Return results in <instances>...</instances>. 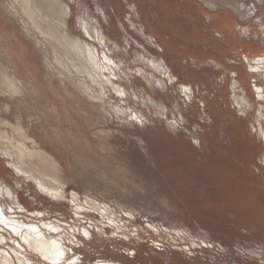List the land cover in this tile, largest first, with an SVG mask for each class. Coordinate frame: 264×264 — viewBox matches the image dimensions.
I'll list each match as a JSON object with an SVG mask.
<instances>
[{
  "label": "rangeland",
  "instance_id": "rangeland-1",
  "mask_svg": "<svg viewBox=\"0 0 264 264\" xmlns=\"http://www.w3.org/2000/svg\"><path fill=\"white\" fill-rule=\"evenodd\" d=\"M57 1L0 0L1 252L264 264V0Z\"/></svg>",
  "mask_w": 264,
  "mask_h": 264
},
{
  "label": "bare ground",
  "instance_id": "bare-ground-1",
  "mask_svg": "<svg viewBox=\"0 0 264 264\" xmlns=\"http://www.w3.org/2000/svg\"><path fill=\"white\" fill-rule=\"evenodd\" d=\"M56 4H58L59 5V3H58V1L56 0H53ZM61 2V1H60ZM64 6V5H63ZM67 8V7H66ZM70 9V8H69ZM67 11V10H66ZM69 13V12H68ZM43 14V13H42ZM41 14V15H42ZM66 16V15H65ZM45 17V16H44ZM43 17V18H44ZM67 23V22H66ZM66 27V26H65ZM87 27H88V25H87ZM37 30H39V28L37 29ZM86 30V29H85ZM41 31V30H40ZM65 31H66V29H65ZM65 31H64V33H65ZM48 34V33H47ZM46 34V35H47ZM89 35V34H88ZM62 37H63V35H62ZM68 38H69V36H67ZM66 39V38H65ZM56 40V39H55ZM58 40H59V38H58ZM75 40V39H74ZM55 42V41H54ZM59 42H61V40H59L58 41V43ZM63 42V41H62ZM80 43V42H79ZM78 43V44H79ZM60 44V43H59ZM64 44V43H63ZM62 44V45H63ZM67 44V43H66ZM77 44V43H76ZM81 44V43H80ZM65 45V44H64ZM68 46V45H67ZM71 46V45H70ZM66 47V46H65ZM80 48L81 47H83V46H79ZM77 49V50H82V49ZM87 51V50H86ZM79 52V51H78ZM68 53V52H67ZM77 53V52H76ZM79 54V53H78ZM80 55V54H79ZM79 55H77V56H79ZM94 55H95V53H94ZM94 55L92 56V58L94 57ZM68 56V55H67ZM82 57V56H81ZM69 58V57H68ZM72 58V57H71ZM73 59V58H72ZM95 59V58H94ZM63 62V61H62ZM93 62H95L96 63V61H92V63ZM73 65V64H72ZM79 65V64H78ZM83 65V64H82ZM91 66V65H90ZM79 67V66H78ZM82 72V71H81ZM87 72V71H86ZM86 72H84V73H86ZM88 73V72H87ZM81 74V73H80ZM90 74V73H89ZM91 75V74H90ZM102 75V74H101ZM8 79V78H7ZM109 79V78H108ZM4 82V81H3ZM14 82V81H13ZM9 84H10V82H9ZM110 84V83H109ZM15 85V84H14ZM82 86V85H81ZM10 87V86H9ZM15 87V86H14ZM16 88H18V87H16ZM88 88V87H87ZM114 89V88H113ZM19 90V89H18ZM89 90V89H88ZM102 90V89H101ZM12 91H15V89L14 90H12ZM16 91H17V89H16ZM90 91V90H89ZM16 93H18V92H16ZM5 134V133H4ZM19 134V133H18ZM20 136V135H19ZM27 136V135H26ZM9 137V136H8ZM23 137V136H22ZM22 137H20V140L22 141L23 139H24V137H23V139H21ZM14 138V137H13ZM17 138H18V136H17ZM9 139V138H8ZM31 139V138H30ZM32 140V139H31ZM17 141V140H16ZM25 141V140H24ZM12 142H14L13 140H12ZM19 142V141H18ZM27 142V141H26ZM31 142V141H30ZM11 145V144H10ZM5 146V145H4ZM32 146V145H31ZM24 147V146H23ZM22 147V148H23ZM26 147H27V145H26ZM2 148V147H1ZM12 148V147H11ZM15 148V147H14ZM5 149V148H4ZM7 149H8V147H7ZM16 149V148H15ZM27 149V148H26ZM31 149V148H30ZM34 149V148H33ZM14 150V149H13ZM28 150V149H27ZM17 152V151H16ZM16 152H14L15 154H16ZM22 152V151H21ZM41 152V151H40ZM40 152H37L36 150L34 151V150H32V151H29L28 152V154L30 155L29 156V158L28 159H30V157H39V158H41V161H43L44 160V158H42V157H44L43 156V154H41ZM18 153V152H17ZM43 153V152H42ZM14 154V155H15ZM46 154V153H45ZM16 157L18 156V154L17 155H15ZM46 156H49L48 154L46 155ZM14 157V156H13ZM15 157V158H16ZM26 157V156H25ZM17 158H19V157H17ZM21 158V157H20ZM19 158V159H20ZM22 159H23V157H22ZM27 158H25V160H26ZM28 159H27V161H28ZM34 159V158H33ZM38 159V158H37ZM51 159V158H50ZM49 160V159H48ZM52 160V159H51ZM15 162V161H14ZM20 162H23V161H20ZM40 162V161H39ZM45 162V161H44ZM43 162V163H44ZM56 162V161H55ZM12 163V162H11ZM57 163V162H56ZM9 164V163H8ZM17 164H18V162H17ZM16 164V165H17ZM24 164H25V162H24ZM23 164V165H24ZM28 164V163H27ZM26 164V165H27ZM45 164V163H44ZM48 164V163H47ZM41 165H42V163H41ZM40 165V166H41ZM50 165H53V166H55L53 163L51 164L50 163ZM21 166H22V164H21ZM29 166V165H28ZM44 166V165H43ZM42 166V167H43ZM24 167H26V166H24ZM49 167H51V166H49ZM28 168H30V167H28ZM32 168V167H31ZM30 168V169H31ZM39 168V167H38ZM46 168V167H45ZM24 169V168H23ZM27 169V168H26ZM44 169V168H43ZM49 169V168H48ZM47 169V170H48ZM52 169V168H51ZM57 169V168H56ZM25 170V169H24ZM46 170V169H45ZM58 170H60V169H58ZM31 171V170H30ZM40 171V170H39ZM27 172V171H26ZM32 172H33V170H32ZM36 172H38V171H35V173ZM41 172V171H40ZM53 172V171H52ZM54 172H56V171H54ZM39 173V172H38ZM42 173V172H41ZM46 172H44L43 173V175L45 174ZM57 173V172H56ZM28 174V173H27ZM33 174H34V172H33ZM60 174H61V172H60ZM59 175V174H58ZM36 176H39V174L38 175H36ZM45 176V175H44ZM51 176V175H50ZM49 176V177H50ZM47 177H48V175H47ZM55 177V176H54ZM57 177H59V176H57ZM44 178H42V180H43ZM49 179V178H48ZM54 179V178H53ZM45 180H47V179H45ZM45 180H44V182H45ZM60 180H62V179H60ZM47 183V182H46ZM62 183V182H61ZM60 183V184H61ZM3 185V184H2ZM47 185V184H46ZM56 186H57V184H55ZM59 187V186H58ZM2 188V187H1ZM7 189V188H6ZM49 190V189H48ZM47 192V191H46ZM48 193V192H47ZM60 194V193H59ZM64 194V193H63ZM2 195V194H1ZM75 196H76V194H75ZM77 198V197H76ZM52 199V198H51ZM56 199V198H55ZM58 199H60V198H58ZM78 199V198H77ZM59 201V200H58ZM10 209H11V207H10ZM7 210H8V208H7ZM11 210H13V209H11ZM22 211V210H21ZM4 215H3V213H2V210L0 209V217H3ZM9 216V215H8ZM5 218V217H4ZM9 218V217H8ZM6 219H7V217H6ZM11 221V220H10ZM12 222V221H11ZM23 222V221H22ZM10 223V222H9ZM19 223V222H18ZM26 224V223H25ZM30 225V224H29ZM34 225V224H33ZM20 226H21V224H20ZM20 226H18V227H20ZM7 227V226H6ZM26 227V226H25ZM30 227V226H29ZM48 227H50V226H48ZM48 227H46V228H48ZM8 228H9V226H8ZM15 230H16V232L17 233H19V232H21V231H19V228H14ZM42 229V228H41ZM40 229V230H41ZM54 229V228H53ZM126 229V228H125ZM27 230H29V232L28 233H25V231L24 232H22L23 234L25 233V236L23 237V239L25 240V242H27V244L30 246V248L31 249H33L34 251H36L37 253H39V254H41L44 258H50L51 256H55L56 254H58V248H57V246H58V243H56V242H54V240L52 241H50V240H47V238H44L42 235H40L39 233H38V231H37V229L36 228H34V227H31V228H29V229H27ZM54 231V230H53ZM13 232V231H12ZM27 232V231H26ZM13 233H15V232H13ZM44 233V232H43ZM47 233V232H46ZM18 235V234H17ZM84 235H86V234H84ZM1 237V236H0ZM2 238V237H1ZM4 238V237H3ZM12 238V237H11ZM49 238V237H48ZM52 239V238H51ZM5 240V239H4ZM19 241V240H18ZM3 243H5V242H3ZM19 243V242H18ZM22 248V247H21ZM29 248V249H30ZM10 249V248H9ZM59 249H60V247H59ZM13 250H14V248H13ZM0 252H1V250H0ZM7 252V251H6ZM12 252V251H11ZM27 252V251H26ZM19 253V252H18ZM63 253V252H62ZM64 253H66V252H64ZM59 255V254H58ZM64 255V254H63ZM12 257V256H11ZM16 257V256H15ZM60 257H61V255H60ZM23 259V258H22ZM14 260V259H13ZM20 260V259H19ZM63 260V259H62ZM48 261V260H47ZM52 262H53V260H51ZM20 262H21V260H20ZM55 262V261H54ZM29 263V262H28ZM0 264H12V260L8 257V254L7 253H5V251L3 252V250H2V252L0 253ZM26 264V263H25Z\"/></svg>",
  "mask_w": 264,
  "mask_h": 264
}]
</instances>
